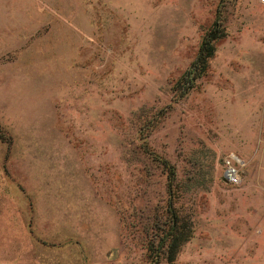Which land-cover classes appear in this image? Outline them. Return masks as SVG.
I'll list each match as a JSON object with an SVG mask.
<instances>
[{"label": "rangeland", "instance_id": "obj_1", "mask_svg": "<svg viewBox=\"0 0 264 264\" xmlns=\"http://www.w3.org/2000/svg\"><path fill=\"white\" fill-rule=\"evenodd\" d=\"M174 210L264 264V1L0 0V264H165Z\"/></svg>", "mask_w": 264, "mask_h": 264}, {"label": "trees", "instance_id": "obj_2", "mask_svg": "<svg viewBox=\"0 0 264 264\" xmlns=\"http://www.w3.org/2000/svg\"><path fill=\"white\" fill-rule=\"evenodd\" d=\"M214 34V32L212 31ZM215 35H207L202 43L201 50L204 55L210 56L213 52V46L211 41L215 38ZM196 65H194L195 68ZM168 165V164H167ZM167 179L170 184H173L175 179L174 169L171 165H168ZM175 225L170 228L167 233V243H166V262L165 264H174L177 252L180 245L188 238L190 229L188 228L186 221L181 222L179 214L174 210Z\"/></svg>", "mask_w": 264, "mask_h": 264}, {"label": "built area", "instance_id": "obj_3", "mask_svg": "<svg viewBox=\"0 0 264 264\" xmlns=\"http://www.w3.org/2000/svg\"><path fill=\"white\" fill-rule=\"evenodd\" d=\"M244 165L245 160L237 152H227L222 159L224 180L233 185L239 184L242 180Z\"/></svg>", "mask_w": 264, "mask_h": 264}, {"label": "water", "instance_id": "obj_4", "mask_svg": "<svg viewBox=\"0 0 264 264\" xmlns=\"http://www.w3.org/2000/svg\"><path fill=\"white\" fill-rule=\"evenodd\" d=\"M200 54H201V50L199 51L198 56H197V58L195 59V63H196V61H197V59H198V57H199Z\"/></svg>", "mask_w": 264, "mask_h": 264}]
</instances>
